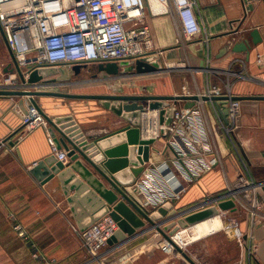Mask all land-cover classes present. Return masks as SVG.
Here are the masks:
<instances>
[{"label":"crops","instance_id":"crops-1","mask_svg":"<svg viewBox=\"0 0 264 264\" xmlns=\"http://www.w3.org/2000/svg\"><path fill=\"white\" fill-rule=\"evenodd\" d=\"M195 2L202 30L190 39L183 35L173 14L153 16L150 11L146 12V23L150 26L153 45L167 59L169 53L178 49V61H186L192 67L191 72H194L184 75L176 95L184 94V90L197 94L218 84L217 81H229L235 84L231 89L234 96H264V0ZM254 32L260 37L258 43L253 42ZM0 37L4 48H0V54L6 50L9 56V61L0 62V72L9 77L15 65L1 30ZM244 41L250 44L249 56L235 47ZM97 65L82 66V71L94 69L102 78H120L119 75L100 72ZM70 74L74 73L70 71ZM190 79H195V88H191L188 82ZM19 89L21 87L15 88ZM54 97L58 96L39 95L34 100L50 119L69 115L53 104ZM21 101H24L23 105ZM32 102L26 96H0V264H44V260L33 256L34 251L45 260H54V264H191L154 229L124 244L108 243L101 251L98 263L90 262L86 251H78L74 238H80L73 229L78 225L58 178L42 184L31 172L34 163L55 154L56 149L50 144V123L47 128L31 131L24 126V108L30 107ZM184 104V101L178 102V105ZM227 106V103L211 100L200 101L194 106L203 119L209 143L214 155L219 157V164L196 180L184 179L185 189L182 194L169 201L170 207L161 206L166 209L164 213H159L161 221H167L174 212L176 217L173 219H177L178 214L190 213L195 208L200 210L217 205L199 207L211 197L225 195L233 185L243 183L249 176H255L257 184L264 182V100H241L240 116L233 137L220 130V125H228ZM78 123L90 142L128 125L124 118L106 108L91 116L88 124L84 125L86 128ZM108 140L111 145L120 142L117 136ZM154 148L157 151L151 152L150 161L145 164L144 171L135 183L144 174L153 173L155 165L163 161L171 165L175 159V153L165 138L157 139ZM241 156L247 162L249 171L246 166L244 170ZM6 159L8 166H1L6 163ZM81 161L108 189H112L87 161L82 158ZM133 188L135 190V185ZM255 194L259 195L264 211V191L256 188ZM161 207L150 213H157ZM259 218L258 223H254V229H250L254 232L256 242L254 251L246 247L252 238L247 234V222L241 223L244 231L242 237L233 235L231 229L221 228L189 241L187 250L183 251L196 264H236L239 261L245 264H264V217ZM15 225L23 227L28 241L18 235ZM63 257H67V260ZM63 260L66 262L62 263Z\"/></svg>","mask_w":264,"mask_h":264},{"label":"built area","instance_id":"built-area-1","mask_svg":"<svg viewBox=\"0 0 264 264\" xmlns=\"http://www.w3.org/2000/svg\"><path fill=\"white\" fill-rule=\"evenodd\" d=\"M152 2H156L163 9L153 12L150 8ZM195 5V0H0V25L7 44L27 79L30 72L41 67L135 62L155 54L150 26L146 23L147 11L153 16L173 14L183 35L188 39L195 37L202 30ZM19 79L21 78L15 70L3 86L11 87L9 89L16 88L19 86ZM23 83L26 85L28 82ZM197 94L234 96L231 88L219 85H213ZM182 95L195 94L186 90ZM227 104L226 127L236 129L241 100H229ZM176 107L169 126L160 122L158 111L147 110L142 113L143 136L165 138L167 145L175 153L171 165L167 161L155 165L153 173H146L141 180L136 181L134 184L136 191L132 187L139 205L148 212L155 211L165 203L178 198L185 189L184 179L196 180L219 164V157L214 155L200 113L194 107L185 108L183 105ZM26 110L23 124L27 130L49 126L47 117L33 102ZM50 144L56 148L52 138ZM55 155L58 161L69 163L66 150L56 148ZM36 165L37 163H34L33 166ZM164 167L173 175L172 178L176 179L177 186L171 184L170 179L166 177ZM255 187L258 190L261 188L258 185ZM250 194L245 195L249 200ZM209 202L210 199L201 205L207 203L209 205ZM253 204L259 207L258 200ZM223 214L225 213L221 211L220 216ZM229 223L226 229L234 227L240 229L237 220H230ZM14 228L21 238L29 240L21 225H15ZM73 229L78 233L81 246L89 255L90 262L98 263L101 251L108 245L119 227L115 219L106 214L84 231L77 226ZM237 234L238 237L243 236L242 232ZM172 239L174 240V237ZM168 244L171 246L169 242ZM177 245L182 250H187L189 246ZM33 256L44 260V264L55 263L54 260H45L37 251L33 252ZM236 264L245 263L239 261Z\"/></svg>","mask_w":264,"mask_h":264},{"label":"water","instance_id":"water-1","mask_svg":"<svg viewBox=\"0 0 264 264\" xmlns=\"http://www.w3.org/2000/svg\"><path fill=\"white\" fill-rule=\"evenodd\" d=\"M0 30L7 44L6 37L0 25ZM253 42L258 43L260 37L257 32L252 33ZM8 45V44H7ZM9 47V46H8ZM237 50H243L250 55V44L247 41L238 43L235 46ZM10 49V48H9ZM15 67L13 73L17 70L22 82L37 83L46 81L50 75L58 72L62 73L60 80H68L67 69L63 67H41L30 72L26 79L18 63L10 50ZM81 65L73 66V70L78 73ZM97 68L100 72L116 76L127 72L135 74L156 73L166 70L160 63L156 54H150L138 59L135 62L120 61L99 63ZM54 79L53 81H55ZM58 96L64 98H79L99 100L101 105L115 113L118 117L124 118L128 125L118 131L100 137L99 139L89 141L84 135L79 123L74 116L67 115L50 119L38 106L34 100L35 96ZM0 96H26L30 97L33 103L47 117L51 127L49 134L57 149H65L68 153L69 163L64 164L58 161L53 153L45 159L39 161L31 172L38 181L45 184L55 177L58 178L60 187L67 199V202L73 213V217L81 231H84L101 217L110 214L118 223L119 229L109 240V244H124L128 241L146 233L150 230H157L160 235L168 241L173 248L182 253L186 259L192 262L191 258L185 253L172 239L180 228H188L220 215V209L236 211V203L230 198L231 193L216 198L220 202L218 206H211L200 210H191L190 213L170 214L167 221L160 220V214L164 213V207H170L171 203L164 204L156 213H150L144 210L136 199L132 189L135 180L142 174L145 164L150 161L152 151H157L154 144L157 139L146 138L142 132V113L149 111H158L159 120L165 126H169L173 120L174 111L178 102L184 101L185 108H193L200 101H216L228 103L229 100H264V96H208L203 94L186 95H102V94H72L52 91H33V90H15L1 89ZM24 101H21L23 105ZM219 104H217V108ZM24 112L27 110L24 108ZM228 115V111L226 112ZM226 122L227 119H226ZM164 132V129L162 130ZM117 136L120 142L117 145H111L108 139ZM105 144H104V143ZM107 145V146H105ZM81 158L87 161L95 172L109 184L112 189L98 179L81 161ZM264 191V182L258 184ZM212 201V200H211ZM211 201L209 203H211ZM207 204L199 207H204ZM198 207V208H199ZM168 215V214H167ZM184 215V216H182ZM167 223V224H166Z\"/></svg>","mask_w":264,"mask_h":264},{"label":"rangeland","instance_id":"rangeland-1","mask_svg":"<svg viewBox=\"0 0 264 264\" xmlns=\"http://www.w3.org/2000/svg\"><path fill=\"white\" fill-rule=\"evenodd\" d=\"M171 17L173 18V16ZM177 23L175 22L176 28H178ZM177 38H178V31H177ZM174 43L178 47V42L175 41ZM1 47L2 50H4L2 44V38L0 37V48ZM5 51H3L0 54L1 63L3 61L5 62V60L6 62L9 61V56L8 54H6ZM153 51L155 52V54H157L160 63L166 70L154 74H145L139 76L135 75V73L132 74L133 72H127L119 75L120 78L118 79L102 78L103 76L98 74L97 71H95L94 69L84 70L78 76L73 77V74H70V72L67 70L70 79L66 81L60 80V77H62V73L58 72L54 75L48 76V78H45L46 81H40L32 84L27 83L28 86L23 85L24 83L22 82L21 79H19L18 80L19 86H17L16 88L18 89L21 87V89L19 90L28 89L33 91H55V92L72 93V94L157 95L162 93H174V95H176V93H178V84H180V82L182 81L181 79L184 78V75L190 73L194 74V72H191L192 67H190V65L186 61L184 62L178 61V49L172 53H169L170 56L169 59L164 57L163 53L160 52V49L155 46L153 47ZM0 73H1L0 77H2L1 78L2 81H0V88L1 89L11 88L9 86H5V87L3 86L4 84H6L7 82L6 80L8 79V77L4 73H2V71ZM54 79L56 80L53 81ZM188 82L191 88H195L196 85L195 79H190L188 80ZM216 83H218L216 85H220L221 87H226V88L229 87L231 89H233L235 85L233 84V82H229V81L227 82L217 81ZM53 99L54 100H52V102L55 106L61 107L62 111H65V113H69V115H72L75 118H77L78 122H80L83 126L88 124L91 116H94L96 113L102 111L104 108L99 100L79 99V98H60V97L57 98L54 97ZM226 126L227 125H220L221 132H224L229 136H232L233 133L235 132V129H233L232 127L227 128ZM237 150H239V148H237ZM241 158H242V162L244 163L243 166L244 170L246 166L247 170L249 171V166L247 162L243 159V156H241ZM5 162L6 163H3L1 166H8L9 164L8 160ZM257 185L258 184L256 183L255 176L253 175L249 176V179L243 181V183H238L233 185L231 189L227 191V193L234 192L231 193L230 198L233 199L234 202L236 203L237 210L232 212L229 209L228 210L220 209V211L225 213L223 214L222 217L224 221L223 223L224 228L226 227V224L229 223L230 220L234 219L240 222L239 230H237V228L235 227L231 228V233L233 235L237 234L238 232H242L244 234V231L242 230L243 224L241 223L247 222V226H248L247 234L250 235L252 238H250L246 247L248 250L251 251H254L256 249L255 248L256 242H254V238H253L254 232L250 231V229L252 230L254 229L253 228L255 225L254 223L257 222L260 216L264 217L263 207H261V200L259 198V195L255 194L256 191L255 186ZM249 194L251 195L250 200L245 197V195H249ZM218 197L222 198L224 196L221 195V196L211 197L210 201L211 200L212 201L211 203H209V205L217 204L218 206V203L221 200V198H219V201H217L216 198ZM256 200H258L259 202V207L253 206L254 205L253 203H255ZM182 229L183 228H180L179 231ZM74 239L76 240L78 251L83 252L84 250L81 246V241L76 237ZM86 257L88 258L87 255ZM66 258L67 257H63V259ZM66 260H63L62 263L66 262Z\"/></svg>","mask_w":264,"mask_h":264},{"label":"bare ground","instance_id":"bare-ground-1","mask_svg":"<svg viewBox=\"0 0 264 264\" xmlns=\"http://www.w3.org/2000/svg\"><path fill=\"white\" fill-rule=\"evenodd\" d=\"M150 8L153 12H159L163 9L156 2H152ZM163 172L166 174V177L170 179L171 184H175L177 186V184L175 183L176 179L172 178L173 175L169 173V170L166 167L163 168ZM223 223L224 221L222 219V216L216 215L210 219H206L194 226H191V228L189 229H184L183 231L179 232L177 235H173L172 237H174V241L177 244L183 246L197 237L203 236L211 231L221 229L223 227Z\"/></svg>","mask_w":264,"mask_h":264},{"label":"flooded vegetation","instance_id":"flooded-vegetation-1","mask_svg":"<svg viewBox=\"0 0 264 264\" xmlns=\"http://www.w3.org/2000/svg\"><path fill=\"white\" fill-rule=\"evenodd\" d=\"M63 68H65V69H67L69 72L70 71H72L74 74H73V77L75 76H78L80 73H81V71L83 70V68L81 67V69H80V71L78 72V73H76L74 70H73V66H71V67H63Z\"/></svg>","mask_w":264,"mask_h":264}]
</instances>
